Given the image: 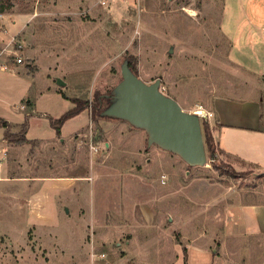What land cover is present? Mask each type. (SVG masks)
<instances>
[{"label": "rangeland", "instance_id": "obj_1", "mask_svg": "<svg viewBox=\"0 0 264 264\" xmlns=\"http://www.w3.org/2000/svg\"><path fill=\"white\" fill-rule=\"evenodd\" d=\"M0 18V51L19 34L24 57L0 69V118L11 123L0 264H264L263 238L221 241L228 202L264 203L263 152L239 144L250 161L217 148L214 160L206 145L207 165L190 166L129 122L95 116L125 59L188 111L216 93L247 96L259 80L235 61L264 67V51L241 34L263 40L264 0H20ZM63 93L87 107L57 134L52 123L76 105Z\"/></svg>", "mask_w": 264, "mask_h": 264}, {"label": "crops", "instance_id": "obj_2", "mask_svg": "<svg viewBox=\"0 0 264 264\" xmlns=\"http://www.w3.org/2000/svg\"><path fill=\"white\" fill-rule=\"evenodd\" d=\"M0 19L1 25L3 20L2 18ZM0 30H3L0 32V41L3 40L6 44L5 34L7 32V28L5 27ZM222 33L230 39L233 35L224 27H222ZM241 34L244 38H248L246 39V42H251L254 46H258L259 50L264 51L263 40L255 38L257 37V32H252L251 29L245 28ZM18 36L19 34L16 35V37ZM233 51L234 46L230 48V55H232ZM254 59H257L256 55L254 56ZM262 62L263 61L261 60V63ZM235 64L248 73L250 77L255 76L258 78L259 86L256 87L254 84L252 87H246L247 90L245 91V88L244 92L248 93V95L239 99L229 95L227 92L216 93L209 98L210 101L206 103L204 108L208 112L212 113L207 120L211 124L217 149L231 158L239 157L238 159L240 161L245 159L250 161L251 155H249V159L246 156V153H244V155L237 148L239 147V144H243V147L245 148H255L257 151L264 153V99L262 98V91H264V67H260L259 69L256 67L253 68L250 61L247 63H241L237 60L235 61ZM21 67L22 65H19L15 69H20ZM235 90L239 89H232V91ZM179 103L183 108H185L180 101ZM199 104L202 103L199 102ZM117 120L121 121L119 119ZM5 141L6 139L4 137V144L0 145V151L7 146ZM12 177L17 179L19 178L17 175ZM1 178L3 177H0V180H2ZM226 205L225 210L227 214L223 216L222 223L224 228L221 239L222 242H241V235L248 236L249 238H252V241L255 240V242L259 240L258 238L264 239V203H245L240 207H237L235 206L236 204L228 202ZM231 214H233L232 220H230ZM235 229L238 231L245 229L246 234H237L235 233ZM192 257L193 256H190L191 260Z\"/></svg>", "mask_w": 264, "mask_h": 264}, {"label": "water", "instance_id": "obj_3", "mask_svg": "<svg viewBox=\"0 0 264 264\" xmlns=\"http://www.w3.org/2000/svg\"><path fill=\"white\" fill-rule=\"evenodd\" d=\"M122 79L113 88L109 105L102 117L125 120L146 131L148 145L178 154L190 166H206L207 148L202 118L197 111H188L177 99L161 88V78L149 83L136 74L125 59ZM59 85L65 81L58 78Z\"/></svg>", "mask_w": 264, "mask_h": 264}, {"label": "trees", "instance_id": "obj_4", "mask_svg": "<svg viewBox=\"0 0 264 264\" xmlns=\"http://www.w3.org/2000/svg\"><path fill=\"white\" fill-rule=\"evenodd\" d=\"M20 1V0H0V14H4L6 12H11L12 9L14 8V6L16 5V3ZM33 1V0H32ZM30 11V9H28ZM23 12H26V10H22ZM130 67L132 68V70L138 74L136 72V68L131 64V62L129 61ZM63 96L67 99H70L71 101H73L74 103H76V105L70 109L69 111H67L65 114H63L60 118H57V122L55 124L52 123V126L57 130V134L61 133V127L62 125L71 117H74L77 114H80L84 107H87L86 105H78V100L76 99H72L70 98L67 94L63 93ZM109 100V99H108ZM107 105H109V102L107 103ZM102 106V103L99 101V103L96 106V113L95 116H101V112L104 110L100 109ZM103 118H108V117H103ZM110 119V118H109ZM0 126H3L7 129L6 134H5V139H8V129L11 126V123L8 120L5 119H1L0 118ZM24 131V138L26 137V134L28 132L29 126H28V119L27 121L25 120V122L22 124ZM203 135H204V140H205V144L207 145L210 153H211V158L212 159H216V143L213 137V133H212V129L210 126V123L207 121L204 124V131H203ZM26 139V138H25ZM186 264H188L186 262Z\"/></svg>", "mask_w": 264, "mask_h": 264}, {"label": "built area", "instance_id": "obj_5", "mask_svg": "<svg viewBox=\"0 0 264 264\" xmlns=\"http://www.w3.org/2000/svg\"><path fill=\"white\" fill-rule=\"evenodd\" d=\"M101 4L106 5L109 0H100ZM262 37L264 41V28L262 29ZM23 44L19 42L17 37H13L10 42L7 44V46L0 51V59L4 55V60H0V69L6 70V71H15V68L19 65H23L24 63V57L23 55H20V52L22 50ZM13 59V63H10V60ZM200 109H203L202 114H200L198 111ZM198 112L200 117L202 119H208L212 113L208 112L202 105H198V109L195 110Z\"/></svg>", "mask_w": 264, "mask_h": 264}, {"label": "bare ground", "instance_id": "obj_6", "mask_svg": "<svg viewBox=\"0 0 264 264\" xmlns=\"http://www.w3.org/2000/svg\"><path fill=\"white\" fill-rule=\"evenodd\" d=\"M192 14H193V13H192ZM198 112H199L200 114L204 113V112H203V109H200Z\"/></svg>", "mask_w": 264, "mask_h": 264}]
</instances>
